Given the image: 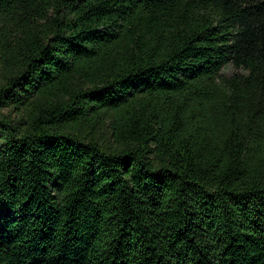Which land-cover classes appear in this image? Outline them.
<instances>
[{
  "label": "trees",
  "instance_id": "obj_1",
  "mask_svg": "<svg viewBox=\"0 0 264 264\" xmlns=\"http://www.w3.org/2000/svg\"><path fill=\"white\" fill-rule=\"evenodd\" d=\"M0 264H264V0H0Z\"/></svg>",
  "mask_w": 264,
  "mask_h": 264
},
{
  "label": "rangeland",
  "instance_id": "obj_2",
  "mask_svg": "<svg viewBox=\"0 0 264 264\" xmlns=\"http://www.w3.org/2000/svg\"><path fill=\"white\" fill-rule=\"evenodd\" d=\"M223 75L224 76H227V77H232L233 75L235 74H239L241 73V71L235 69L234 67L232 66H226L224 69H223Z\"/></svg>",
  "mask_w": 264,
  "mask_h": 264
}]
</instances>
